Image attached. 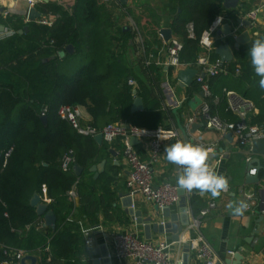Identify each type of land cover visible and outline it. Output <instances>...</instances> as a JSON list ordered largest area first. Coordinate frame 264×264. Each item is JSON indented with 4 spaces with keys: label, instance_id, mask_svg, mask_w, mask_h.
I'll list each match as a JSON object with an SVG mask.
<instances>
[{
    "label": "trees",
    "instance_id": "1",
    "mask_svg": "<svg viewBox=\"0 0 264 264\" xmlns=\"http://www.w3.org/2000/svg\"><path fill=\"white\" fill-rule=\"evenodd\" d=\"M173 1L176 6L171 28L183 45L179 59L199 71L194 66L202 52L199 37L217 15L227 11L222 8V0ZM37 6L58 18L51 24H43L42 20L27 22L21 27H27L22 34L7 19L14 33L0 39V260L4 258L2 249H9L24 254L39 251L42 264H46L48 252L52 260L77 262L85 255L83 236L68 227V217L78 203L80 209L91 204L85 195L89 191L99 188L108 192L113 181L111 173L105 172L93 180L89 168L105 156L110 144L98 145L92 136L79 135L57 115L58 107L84 108L91 117L90 124L97 129L109 123L126 122L139 129L154 130L161 126L163 113L158 103L143 111H130L135 97L133 89L142 97L145 85L125 64L131 35L114 24L113 10L93 0H75L69 9L57 3ZM177 7L181 12L178 15ZM69 45L73 47L72 53L65 52ZM60 52H64L65 58L79 55L85 64L74 75L64 73V57L59 56ZM209 58L219 59L213 50ZM241 59L242 53L235 52L234 59L224 66L226 74L204 78L208 88L205 102L213 114L221 95L228 92L217 87L220 80L236 70L240 72L238 76L248 75ZM148 69L155 74L151 83L157 91L162 69L151 66ZM172 72L168 68L167 75L173 76ZM129 80L135 85H130ZM260 100L261 105L256 103L259 113L254 116L248 113L246 119L248 124L264 129V96ZM43 108L46 123L41 121ZM69 151L75 164L83 168L79 177L72 168L67 171L61 168V159ZM43 186L50 199L48 206L56 215L55 231L41 227L35 209L29 204L34 194L42 196ZM72 188L77 195L75 201L68 196Z\"/></svg>",
    "mask_w": 264,
    "mask_h": 264
},
{
    "label": "crops",
    "instance_id": "2",
    "mask_svg": "<svg viewBox=\"0 0 264 264\" xmlns=\"http://www.w3.org/2000/svg\"><path fill=\"white\" fill-rule=\"evenodd\" d=\"M33 1L35 4L32 7L41 15L35 21L45 20L51 24L58 16L46 11H40L41 7L37 5L39 3H57L69 9L75 0ZM93 1L97 5H105L108 10H113L112 20L114 24L119 26L123 32L130 33L131 41L130 47L124 56L125 64L129 71L145 85L144 90L141 91L142 97L139 96L143 101L144 110L152 108L158 103L163 113L161 126L176 131V138L168 144L182 141L196 145L203 143L205 146L211 147L214 153L210 155L209 163L211 167L218 174L224 175L229 180L228 192L226 194L221 193L217 198H213L210 193L201 195L196 190L188 193L179 189L180 197L185 198L187 206L185 216L189 220L188 226L183 228L180 235L181 240L189 239L194 235L195 231L190 226L195 219H199L198 231L215 251L219 259L217 264H264V156H253V160L256 158L259 160V168L258 170L256 168L257 172L253 174L257 175V181L248 183L245 180L247 163H245L244 158L246 150L239 147L233 138L232 140L226 139L217 131L206 127L199 118L192 123L196 124L194 129L191 127L192 124L186 127L188 119L198 112L205 97L200 94L202 91L195 82L190 87H181L176 80V74L168 76V68L164 66L168 57L166 42L161 38L160 31L161 29H170L171 37H175L171 23L174 16L173 7L176 6V3L173 0H128L126 5H122L119 0ZM261 4L264 5V0H237L234 9L226 10L221 2L222 8L227 11L226 15L230 20L225 21L218 30L221 31V34H218V31L216 32L212 50L214 52L218 45L226 43L234 55L237 51L242 53L241 60L248 68V75L238 76L240 72L237 71L231 76L227 75L222 78L217 86L218 88L224 87L228 90V93H231L230 95L225 94V96L222 94L220 101L218 98L216 99L219 102H216L215 114L225 121L237 120V116L229 110L230 105L236 99L251 100L254 104L250 102L255 105L254 110L251 112L252 116L259 113L256 103L261 105L260 99L264 96V89L259 87L260 77L255 74L251 64L250 49L256 39L264 38V6L258 12L252 25L244 17L248 11ZM0 7L3 8V12L0 13V26L4 27V31L0 32V39L14 33L12 26L6 23L8 22L7 19L15 25V29L17 28L18 31L22 30L21 27L25 23L31 22L27 20L28 0H0ZM176 13L177 15L181 13L178 7ZM239 21H241L243 26H239ZM247 22L249 25H246L248 24ZM226 30L230 31L231 37L225 34ZM236 39L242 42L238 44L237 51L234 50ZM145 61H149L148 66L144 65ZM150 66L162 69L159 72L160 88L158 87L157 91H155L151 83V79L155 77V74L148 69ZM196 72V76H198L200 71L196 70ZM165 80L172 85L173 94L179 101V106L176 108H169L164 102L161 84ZM158 91L159 95H157ZM82 110V123L90 124V115L84 108ZM246 120L248 123L249 119ZM191 130L194 132L191 133ZM103 144L105 142L100 145ZM133 147L141 159L148 158V139H138ZM107 149L108 152L105 156L92 165H97L104 160L103 171L96 178H94V173H90L93 174V180L98 179L105 172L107 174L111 173L113 181L108 186V192H104L99 188L89 191L90 194L85 195H88V200L91 204L84 205L80 209L78 208V203V207L68 217V223L70 224L68 227L82 234L83 243L86 233L88 236H92L95 241L94 247L88 249L84 244L85 255L81 256L77 262L52 260L48 252L46 264H92V261L97 259L101 253L111 251L109 235L115 231L130 232L141 239H145L142 227L133 222L130 215L124 211V203H122L120 195L129 196L133 201V208L141 211L142 217L152 216L154 219L163 220L161 213L156 217L157 208L154 205L144 202L139 195L131 197L128 194L129 192L125 185L127 164L123 156V141L116 139L114 143L107 145ZM258 165L255 164V166ZM152 173L156 184L165 181L176 184V179L181 174V169L167 161L163 150L158 162L152 167ZM249 196L251 199H248ZM239 200H246L249 207L242 216H234L227 205L236 203ZM210 201L215 203V207L205 216H200L201 210L205 209ZM178 210L179 204L173 206L170 209V213L177 214ZM38 219L41 227L48 229L43 227L42 217H38ZM255 228L257 232H254ZM168 236L169 234H152L151 240H167ZM48 250V248L45 249L46 252ZM229 252H232V254ZM182 254V244L173 243L171 247L173 264H179ZM237 254L242 257L239 262L235 259ZM25 255L33 256L36 259V264H42L39 251ZM109 264L116 263L112 260ZM189 264L203 263L196 258L193 252H190Z\"/></svg>",
    "mask_w": 264,
    "mask_h": 264
},
{
    "label": "built area",
    "instance_id": "3",
    "mask_svg": "<svg viewBox=\"0 0 264 264\" xmlns=\"http://www.w3.org/2000/svg\"><path fill=\"white\" fill-rule=\"evenodd\" d=\"M107 1V0H104ZM35 4L33 0H28L29 8ZM264 5H258L252 10L248 11L244 17L251 25L256 20L258 12ZM229 17L226 14L217 15L207 30H205L199 37V46L202 50L201 54L197 57L194 66L199 69L200 73L196 76V83L200 84V89L203 92V97L208 95V88L206 82H203L205 77H211L218 74H226L225 65L221 64L220 60L210 61L209 53L212 51L214 36L216 32L221 28L225 21H229ZM43 24H50L49 22L42 20ZM239 26L243 24L239 23ZM191 31V26H188ZM161 36V34H160ZM190 36L192 34L190 33ZM162 38V36H161ZM209 43H205V41ZM139 42V40H137ZM182 43L176 37H171L166 42L167 61L164 63L166 68H171L172 73L175 75L179 70L193 68L191 64L182 63L179 59V53L182 50ZM149 61H145L144 65L148 66ZM237 72V70H236ZM203 74V76H201ZM130 85H135L133 80H129ZM161 90L164 94V102L169 108H176L179 106V101L173 94V89L169 82L165 80L161 84ZM231 93L226 92V95ZM205 99V98H204ZM217 102L216 99H214ZM234 115L237 116L235 121H225L219 118L216 114H213L210 110L208 103L203 101L198 112L190 117L186 123V127L191 125L195 119L199 118L203 124L218 133L221 136L231 134L236 144L244 148L245 151V163L249 164L253 160L252 142L255 139L264 138V129L253 124H248L246 117L248 113L254 110V105L248 100H239L230 105ZM46 108H43L41 115L44 116ZM82 107L60 105L57 109V115L70 123L72 128L83 136H94L96 134H102L103 142L111 144L116 139H121L124 143L123 156L127 164V171L125 174V185L128 190V194L132 197L135 195L141 196L144 202L154 205L160 212L164 209H171L177 205L180 200L179 189L176 184L165 181L159 184L154 182L152 167L155 165L164 148L171 140H174L177 136L176 131L171 128H165L158 126L154 130L139 129L129 125L126 122H115L104 125L102 128L97 129L91 124L82 123ZM159 136H169L167 140H162ZM131 137L137 139H148L149 154L147 159H141L134 147L129 145ZM205 148L203 143H198ZM211 148V147H210ZM11 148L5 153L4 158L8 157ZM75 159L72 151L64 154L61 159V168L63 171H67L73 167ZM256 168L251 170V174L256 173ZM226 192H222L226 194ZM69 199L75 201L77 198L76 191L72 188L68 192ZM41 202L45 204L50 203V199L46 196V190L42 187V196H40ZM215 207V203L210 201L207 207L200 212V216H205L212 208ZM200 221L195 219L191 224V228L195 231L194 235L187 240H180L179 243H186L189 247V252H193L197 259L203 264H217L219 259L207 243L203 236L199 233ZM84 244L88 249H91L95 245L94 238L85 234ZM109 241L111 245V251L107 253V259L109 261L114 260L116 264H173L171 260V247L173 242L169 240H145L137 237L130 232L115 231L109 235ZM232 254V252H229ZM3 259L0 260V264H20L21 259L25 256L22 251H14L9 249H2Z\"/></svg>",
    "mask_w": 264,
    "mask_h": 264
},
{
    "label": "water",
    "instance_id": "4",
    "mask_svg": "<svg viewBox=\"0 0 264 264\" xmlns=\"http://www.w3.org/2000/svg\"><path fill=\"white\" fill-rule=\"evenodd\" d=\"M122 5H126L128 0H119ZM237 0H222V5L226 10L229 9H234L236 7ZM3 12V8L0 7V13ZM40 14L35 10V8L30 7L27 11V20L28 21H35L40 18ZM240 22V21H239ZM248 23V22H247ZM246 25H249L246 24ZM228 28V26H226ZM4 31V27L0 26V32ZM27 31V27H23L22 30H19L18 33L22 34L23 32ZM221 31H218V34ZM160 34L165 42H167L171 38V30L170 29H161ZM226 35L232 36L230 34L229 30H226L225 32ZM242 43L240 40L236 39V44H235V49L237 51V46L238 44ZM65 52L67 53H72L73 52V47L71 45L67 46L65 49ZM63 53L64 52H60ZM59 53V56L61 57ZM214 54L219 57V60L221 64L225 65L227 63H230L233 58L234 54L231 48L229 47L228 44L223 43L218 45L214 49ZM197 72L195 69L192 68H187L183 70H179L176 73V80L179 82L181 87H190L193 85L194 77L196 76ZM203 76V74H201ZM133 95H136V90H133ZM203 95V92L200 93ZM144 110V104L142 99L139 96H135V98L132 101V105L130 108V111L132 113L143 111ZM41 121L43 123H46V118L45 116L41 117ZM196 124H192L191 127L194 129ZM194 131L191 130V133ZM225 138L228 140H232L231 134H226ZM93 139L100 145L103 142L102 134H96L93 136ZM186 140V138H185ZM138 139L135 137H131L129 140V145L134 146V143L137 142ZM172 142V141H171ZM252 152L254 155L257 156H264V138L260 139H255L252 142ZM105 161H101L99 164L92 166L89 168V172L94 173V178L98 176L103 171ZM255 164H259V160L256 158L251 161V163L246 165V173H245V180L248 183H253L257 181V175L251 174V170L253 168H259L258 166H255ZM73 173L76 177H79L82 172L83 168L80 167L77 164H74L72 167ZM120 198L122 200L123 206H124V211L130 215L131 220L135 222L137 225L141 226L145 235V240H151L152 234H159V235H164V234H169L167 237V240L173 242V243H179L181 238L180 235L183 231V228L185 226H188L189 220L185 216V212L187 211V206L185 202L184 197H180L179 200V210L178 213L176 214H171L169 209H164L161 212L157 210L156 212V217H158L161 213L162 219H154L152 216H147V217H142L141 211H137L133 208V201L132 199L127 196V195H120ZM29 204L31 207L35 209V213L38 217H42L43 219V227L50 229L51 231L56 230V215L55 213L49 208V206L43 202H41V198L39 195L34 194L33 197L30 199ZM186 217V218H185ZM165 220V221H164ZM254 232H257V229H254ZM186 238L185 240H187ZM184 240V239H183ZM182 257L181 261L179 264H189V247L186 243L182 244ZM97 253V252H96ZM241 256L237 254L235 256V259L238 260V262L241 260ZM109 260L107 259V253L104 251L101 253L97 259L92 261V264H109ZM20 264H36V259L31 256V255H25L21 261Z\"/></svg>",
    "mask_w": 264,
    "mask_h": 264
},
{
    "label": "clouds",
    "instance_id": "5",
    "mask_svg": "<svg viewBox=\"0 0 264 264\" xmlns=\"http://www.w3.org/2000/svg\"><path fill=\"white\" fill-rule=\"evenodd\" d=\"M209 43V41H205ZM61 58L63 53H60ZM251 64L255 74L260 77L259 87L264 89V38H258L252 43L250 49ZM162 140H167L169 136H159ZM164 153L169 163L181 169V174L176 179L178 189L188 193L194 190L201 195L210 193L213 198H217L222 192L229 188V180L218 174L210 165V155L214 154L212 148H205L201 145L176 141L165 145ZM248 199H251L249 196ZM227 207L232 215L242 216L249 205L246 200H239L236 203H229Z\"/></svg>",
    "mask_w": 264,
    "mask_h": 264
},
{
    "label": "rangeland",
    "instance_id": "6",
    "mask_svg": "<svg viewBox=\"0 0 264 264\" xmlns=\"http://www.w3.org/2000/svg\"><path fill=\"white\" fill-rule=\"evenodd\" d=\"M84 64H85L84 59L81 58L79 55H73V56L67 55L66 58L64 57V62L62 63V69H63L62 71L64 73L74 75ZM170 86L172 87L171 84Z\"/></svg>",
    "mask_w": 264,
    "mask_h": 264
}]
</instances>
